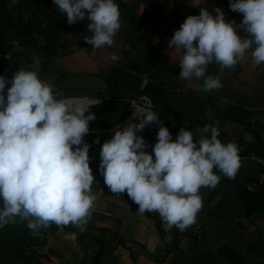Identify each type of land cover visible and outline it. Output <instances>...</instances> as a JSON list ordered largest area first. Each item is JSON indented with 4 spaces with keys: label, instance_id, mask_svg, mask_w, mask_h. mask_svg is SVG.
Instances as JSON below:
<instances>
[{
    "label": "crops",
    "instance_id": "1",
    "mask_svg": "<svg viewBox=\"0 0 264 264\" xmlns=\"http://www.w3.org/2000/svg\"><path fill=\"white\" fill-rule=\"evenodd\" d=\"M118 4L122 27L114 43L94 48L84 39L92 35L87 17L69 24L54 0H0V55L12 53L9 59L0 57V74L11 78L17 68L31 64L35 52L41 57V77L55 89L115 90L144 98L159 112L173 139L185 126L173 117L188 122L194 139L199 138L198 127L215 123L223 142L238 144L240 168L235 176L221 177L215 187H201L203 206L191 225L200 224L207 232L195 238L176 226L168 228L158 212H139L126 191L112 192L99 169L104 140L116 125L135 119L134 107L128 101L112 105L113 99L89 95L99 103L90 109L96 118L85 135L96 180L87 227L82 231L72 223H52L34 234L17 217L16 223L0 227V264H264V213L248 205L250 193L259 192L256 185L264 196V63L256 65L251 50L234 67L212 62L207 72L219 75L223 86L205 92L202 77L178 76L180 53L172 56L168 46L174 30L201 6L215 14L219 5L226 19L234 18L237 25L243 13L232 10L229 0H206V5L204 0ZM236 30L246 35L243 28ZM113 53L118 59L111 58ZM142 67L149 78L138 74ZM157 131L153 121L141 134L151 145ZM242 177L253 182L236 179Z\"/></svg>",
    "mask_w": 264,
    "mask_h": 264
},
{
    "label": "clouds",
    "instance_id": "2",
    "mask_svg": "<svg viewBox=\"0 0 264 264\" xmlns=\"http://www.w3.org/2000/svg\"><path fill=\"white\" fill-rule=\"evenodd\" d=\"M54 4L66 13L69 24L87 17L92 35L84 39L94 48L112 45L122 27L118 0ZM229 6L243 13L239 25L234 18L226 19L219 5L215 14L201 6L168 40L171 55L180 53L178 76L202 77L205 92L223 86L219 75L207 72L212 62L234 67L251 50L254 63H264V0H229ZM111 58L118 56L113 53ZM41 68V57L34 55L31 64L17 68L11 78L0 74V227L19 217L34 234L52 223H72L83 231L96 199L91 145L85 135L96 118L90 109L99 101L60 92L41 77ZM133 117L123 127L116 125L102 144L99 169L104 181L114 193L126 191L139 212H158L168 228L185 230L203 206L201 187H215L221 174H237L239 146L223 142L215 123L198 127V139L182 125L173 139L159 113L147 104H140ZM153 121L158 138L150 145L141 130ZM149 147L152 151L146 150Z\"/></svg>",
    "mask_w": 264,
    "mask_h": 264
},
{
    "label": "water",
    "instance_id": "3",
    "mask_svg": "<svg viewBox=\"0 0 264 264\" xmlns=\"http://www.w3.org/2000/svg\"><path fill=\"white\" fill-rule=\"evenodd\" d=\"M62 93H68V94H88V95H94L97 96L100 99H113V100H123V101H129V102H135L138 104H143L145 101L144 98H140L134 95H130L124 92H120V91H115V90H105V91H92V90H77V91H71V92H64V91H60ZM154 111H156L153 108ZM158 112V111H157ZM159 113V112H158ZM175 120H179L180 122H182L183 124H185L186 127L189 128V124L188 122H186L183 119L177 118V117H173ZM221 177H229L226 174H221ZM238 181L241 182H246V183H252L253 181L246 178V177H242V178H236ZM257 189L259 192H263L262 188L259 185H256Z\"/></svg>",
    "mask_w": 264,
    "mask_h": 264
},
{
    "label": "built area",
    "instance_id": "4",
    "mask_svg": "<svg viewBox=\"0 0 264 264\" xmlns=\"http://www.w3.org/2000/svg\"><path fill=\"white\" fill-rule=\"evenodd\" d=\"M22 28H24L23 26H21ZM28 38V37H27ZM30 39V38H28ZM41 43V45L44 44L43 41H39ZM35 55V52H32L31 54V58L33 59V56ZM0 57H2L3 59H9L12 57V53L11 52H7V53H4V54H1ZM138 71V74L140 76H142L143 78H149L150 77V73L147 69L145 68H140V70H137ZM146 100V99H145ZM125 101L123 100H113L112 101V105H122ZM132 106L134 107L135 111L137 109V107L140 105L138 103H135V102H131ZM143 104H148L147 101H145ZM187 233L192 236V237H195V238H199L201 237L205 232H207V229L205 227H203L202 225L200 224H194V225H190L188 226L186 229Z\"/></svg>",
    "mask_w": 264,
    "mask_h": 264
},
{
    "label": "trees",
    "instance_id": "5",
    "mask_svg": "<svg viewBox=\"0 0 264 264\" xmlns=\"http://www.w3.org/2000/svg\"><path fill=\"white\" fill-rule=\"evenodd\" d=\"M110 88H112V87H110ZM263 189H264V187H263ZM248 205L254 206L257 209H260V211H262L264 213V196L261 195L257 191L250 193V195L248 197Z\"/></svg>",
    "mask_w": 264,
    "mask_h": 264
},
{
    "label": "rangeland",
    "instance_id": "6",
    "mask_svg": "<svg viewBox=\"0 0 264 264\" xmlns=\"http://www.w3.org/2000/svg\"><path fill=\"white\" fill-rule=\"evenodd\" d=\"M92 96V95H91Z\"/></svg>",
    "mask_w": 264,
    "mask_h": 264
}]
</instances>
